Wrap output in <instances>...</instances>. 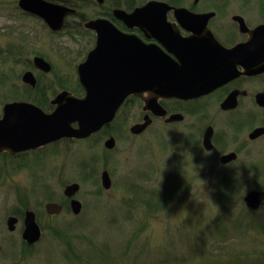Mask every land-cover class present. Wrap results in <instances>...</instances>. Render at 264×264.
<instances>
[{
    "label": "rangeland",
    "instance_id": "1",
    "mask_svg": "<svg viewBox=\"0 0 264 264\" xmlns=\"http://www.w3.org/2000/svg\"><path fill=\"white\" fill-rule=\"evenodd\" d=\"M18 1L0 0V114L15 97L32 99L21 89L27 60L38 54L52 63L54 73L45 81L73 80L75 67L91 48L81 17L68 18L67 28L53 33L41 20L24 15ZM70 1L95 18L150 0H107L101 7L89 0ZM55 79L50 94L59 91ZM130 109L110 126L116 137L111 151L105 139L97 138L0 156V264H264V206L255 213L244 202L262 178L244 172L242 180L226 186L205 152L197 162L178 158L170 136L162 151L158 122L133 136L129 128L140 121L141 109ZM250 155L264 163V144ZM242 159L252 161L247 154ZM104 170L112 180L108 191L101 183ZM72 183L80 185L74 197L82 205L79 215L64 195ZM50 202L61 205L62 212L48 215ZM26 211L36 214L42 230L31 246L22 238ZM10 216L19 218L14 231L7 227Z\"/></svg>",
    "mask_w": 264,
    "mask_h": 264
},
{
    "label": "flooded vegetation",
    "instance_id": "2",
    "mask_svg": "<svg viewBox=\"0 0 264 264\" xmlns=\"http://www.w3.org/2000/svg\"><path fill=\"white\" fill-rule=\"evenodd\" d=\"M46 1L65 5L75 11L64 18L63 26L58 31L52 30L40 17L24 12L19 7V1L18 8L24 15L41 20L53 33L67 28L68 18L81 17L79 25L82 27V33L89 37L91 48L75 67L73 80L69 77L62 80L54 78L59 91L53 90L52 94H50L52 92L50 84L54 79L50 82L44 80V78L48 80L47 77L54 73L52 63L45 56L38 54L32 60H27V68L21 75V89L22 94L28 93L32 99L27 101L15 97L13 101L5 103L0 119L8 103H31L50 114L57 106L53 101L63 92L77 99H84L87 90L81 83L78 68L87 61L98 41V32L88 28L86 24L91 21L106 20L123 36H135L144 47L161 53L166 59V65H170L163 66L160 76L165 87V91L157 99L161 108L160 113L145 109L144 99L152 97L151 90L146 89L141 96L130 94L118 109L114 120L97 133L83 139H60L38 149L56 145L61 141L86 142L98 138L99 142L105 139L104 147L111 151L116 146V137L109 132L110 126L123 109L130 112V108L139 106L141 119L129 128L133 136L144 134L150 126L158 122L162 129L160 133L162 151L165 152L168 147L167 136L175 137L171 142L178 150V158L189 157L197 162L199 153L205 152L217 165L215 173L217 178L232 185L233 181L242 180L244 172L250 173L255 180L262 178L263 181L250 191H264V163L258 162L250 155L253 150L261 148L264 144V30L259 29L264 26V0H150L147 3L162 2L170 6V9L164 15V24L162 20L160 24L156 20H149L145 26L146 31L128 26L114 14L117 9L131 13L136 7L131 10L128 7L127 10L117 7L108 12H101L95 18H88L80 13L79 8L70 0ZM89 1L101 7L107 0L102 3L96 0ZM175 9L188 12L176 14ZM159 27L165 29V32L164 36L161 35L160 39H157L155 29ZM126 48L129 50L131 46ZM131 57L134 59L133 55H129L128 59L131 60ZM36 59H42L49 69L39 67ZM128 73L133 74L134 67L131 70L129 67ZM27 74L31 75L30 79L33 83L25 79ZM184 77L193 82L195 95L192 98L183 99L178 95V90L166 84L167 80L171 79L182 82ZM72 81L75 84L74 88L70 87ZM147 81V77H144L143 82ZM50 95L54 97L49 101L48 108L43 107ZM143 123L148 124L143 131L139 134L132 133L135 125ZM73 127L76 128L77 125L74 124ZM109 139L114 140L112 149L105 146ZM182 150L189 152L182 153ZM243 154H247L248 160L252 161L247 164V161L242 159ZM1 155L18 156L10 155L8 152H3ZM252 157L256 160L253 161ZM104 171L108 172L111 179L110 172ZM241 171L243 173L239 176ZM263 206L264 201L257 210L247 209L256 213Z\"/></svg>",
    "mask_w": 264,
    "mask_h": 264
},
{
    "label": "water",
    "instance_id": "3",
    "mask_svg": "<svg viewBox=\"0 0 264 264\" xmlns=\"http://www.w3.org/2000/svg\"><path fill=\"white\" fill-rule=\"evenodd\" d=\"M96 1L102 3L104 0ZM19 7L24 12L43 19L54 31L60 30L64 18L75 12L65 5L46 0H19ZM168 9L170 6L165 3L151 1L136 7L131 13L117 9L114 14L128 26L146 31L145 26L149 20H156L159 24L162 20L164 24V15ZM175 12L177 14L188 11L175 9ZM86 26L98 32L97 46L89 54L87 61L78 68L81 83L87 90L86 97L77 99L63 92L53 101L57 106L50 114L31 103H8L0 119V154L8 152L10 155H18L64 138H87L114 120L118 109L130 94L141 96L146 89L151 90L152 97L144 99L145 109L160 113L161 108L157 99L165 91L160 76L163 66L166 65V59L162 54L144 47L135 36H123L106 20L91 21ZM259 29L264 30V26ZM164 32L165 29L162 27L156 28V38L160 39L159 36ZM127 46H131V49L127 50ZM129 55H133L134 59L132 57L131 60L128 59ZM36 62L39 67L49 69L42 59H36ZM129 67L130 70L134 67L133 74L128 73ZM30 76L27 74L25 79L33 83ZM144 77L148 79L146 83L143 82ZM167 82V85L178 90V95L183 99L194 97L193 82L187 77H184L182 82L172 79ZM74 124L77 125L76 128L73 127ZM147 125V123L135 125L132 133L139 134ZM105 146L108 149L114 148V140L109 139ZM101 183L105 190L111 188V179L107 171L102 173ZM79 190L78 183L69 184L64 189V195L71 199L70 206L75 215L82 211L81 203L74 198ZM262 201L264 191L253 190L244 197L246 206L251 210H257ZM62 210L63 207L57 203L50 202L45 205V212L48 215H58ZM18 221L16 216H10L7 219L8 230L14 231ZM23 223V240L28 245L39 242L42 230L36 214L26 211Z\"/></svg>",
    "mask_w": 264,
    "mask_h": 264
},
{
    "label": "trees",
    "instance_id": "4",
    "mask_svg": "<svg viewBox=\"0 0 264 264\" xmlns=\"http://www.w3.org/2000/svg\"><path fill=\"white\" fill-rule=\"evenodd\" d=\"M224 184H225L226 186H230V182H228V181H225ZM224 197H228V195L226 194ZM151 199H153V198L150 197V200H151ZM159 202H160V201H159ZM151 204H152V203H151ZM157 204H158V203H157ZM247 210H248V209H247ZM248 211H250V210H248ZM28 246H31V245H28Z\"/></svg>",
    "mask_w": 264,
    "mask_h": 264
}]
</instances>
